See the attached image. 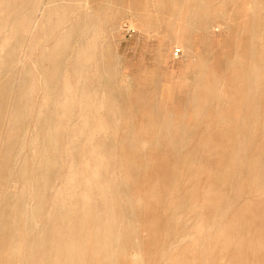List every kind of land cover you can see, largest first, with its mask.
I'll use <instances>...</instances> for the list:
<instances>
[{"label": "rangeland", "instance_id": "374dc122", "mask_svg": "<svg viewBox=\"0 0 264 264\" xmlns=\"http://www.w3.org/2000/svg\"><path fill=\"white\" fill-rule=\"evenodd\" d=\"M50 1L0 12V264H264V0Z\"/></svg>", "mask_w": 264, "mask_h": 264}, {"label": "bare ground", "instance_id": "6f19581e", "mask_svg": "<svg viewBox=\"0 0 264 264\" xmlns=\"http://www.w3.org/2000/svg\"><path fill=\"white\" fill-rule=\"evenodd\" d=\"M24 2L26 1H28V0H23ZM65 1V0H64ZM67 1V0H66ZM73 1V0H72ZM86 1V0H85ZM50 2H52V3H56L55 2V0H51ZM78 2H80V1H78ZM81 3V2H80ZM119 3V2H118ZM17 5H18V2H17V0H1V2H0V12L5 16V18H7V19H5L6 20V22H8V18H10V16H13L14 14H15V11L17 10ZM81 5V4H80ZM79 5V6H80ZM88 5V4H87ZM108 5V4H107ZM85 6V5H84ZM106 6V5H105ZM60 7V6H59ZM67 6H65L64 8L65 9H67L66 8ZM69 7V6H68ZM82 7V6H81ZM68 10V9H67ZM70 10V9H69ZM21 11V10H20ZM61 11H64V10H62V9H59L56 5H54L52 8H50V10L48 11V13L47 14H44L43 15V17H42V40H45V38H48L49 36H51V35H53L54 34V32H55V30H57V28L59 29V27L65 22V18H64V16L61 14ZM72 11H73V8H72ZM80 11V10H79ZM14 13V14H13ZM65 13V12H64ZM72 13V12H71ZM52 15L53 16H55L56 18L55 19H52ZM72 15V14H71ZM70 15V16H71ZM88 15V14H87ZM1 16V15H0ZM18 16V15H17ZM66 16V15H65ZM19 18H21V17H19ZM67 18V17H66ZM89 18V17H88ZM15 19H17V17L15 18ZM69 19V18H68ZM22 20V19H21ZM95 20V19H94ZM93 21V20H92ZM5 22V21H4ZM19 22V21H18ZM86 22V21H85ZM19 24H21L20 26L22 27V22H19ZM65 24V23H64ZM14 25V24H13ZM10 26V25H9ZM19 25H17L16 26V28L18 27ZM93 27V26H92ZM13 28H15V26L13 27ZM12 28V29H13ZM87 30V29H86ZM89 30V29H88ZM96 30V29H95ZM6 31V30H5ZM9 31H11V30H9ZM94 31V30H93ZM89 32V31H88ZM82 33V32H81ZM85 33H86V31H85ZM94 33H95V31H94ZM87 34V33H86ZM82 35V34H81ZM84 35V34H83ZM94 35V34H93ZM9 36V35H8ZM86 35H84V37H85ZM71 37V35H69V34H67V35H65V36H63V37H61V38H59L58 40H57V42H56V48L54 49V54H52V57L54 56V57H56V60H57V58L59 57V53H60V49L64 46L65 47V45H66V41L69 39ZM91 37V36H90ZM74 39V38H73ZM96 39H97V36L95 35L93 38H92V41H90V43L86 46L85 44V47H82L81 49H78V48H80L79 47V45L77 46V47H74V49L75 50H79L78 52H77V57L75 58V60H74V66L76 67V68H84V66L87 64V63H89L90 61H92L93 59H94V57L97 55L96 54V46H97V44H96ZM3 40V39H2ZM87 40V39H86ZM6 41V40H5ZM4 42V41H3ZM11 43V42H10ZM88 43V42H87ZM84 45H82V46H84ZM77 48V49H76ZM71 49V48H70ZM73 49V48H72ZM11 51V50H10ZM70 51V50H69ZM11 53H12V51H11ZM14 53V52H13ZM98 53V52H97ZM96 54V55H95ZM15 55V54H14ZM48 55V54H47ZM71 55H73V54H71ZM253 55V54H252ZM12 56V55H11ZM2 58V57H1ZM49 58H50V56H49ZM69 58V57H68ZM45 60H47L46 59V57L44 58ZM43 59V60H44ZM8 60V59H7ZM69 60V59H68ZM51 62V61H50ZM60 62V61H59ZM62 62V61H61ZM67 62V61H66ZM9 64V63H8ZM60 64V63H59ZM66 64V63H65ZM1 65H3V63L1 64ZM58 65V64H57ZM64 65V64H63ZM66 66V65H65ZM64 66V67H65ZM56 67V66H55ZM58 67H59V65H58ZM1 68V67H0ZM86 69H88V68H86ZM258 69V68H257ZM259 70V69H258ZM90 71V70H89ZM79 74V73H78ZM258 80V79H257ZM51 81H49V83H50ZM49 83H48V85H49ZM258 83V82H257ZM65 89H66V91L67 92H70L71 91V89H72V85H71V83H70V80L67 78V79H65ZM48 87V86H47ZM47 87L45 88V90H46V92H47ZM83 88H84V86H83ZM263 89V88H262ZM51 90H55L54 89V87L51 89ZM78 90V89H77ZM85 91V90H84ZM77 92V91H76ZM83 92V91H82ZM86 92V91H85ZM264 92V91H263ZM45 93V92H44ZM84 93V92H83ZM46 94V93H45ZM73 94V93H72ZM72 94H70V93H68L67 95H66V97H65V99H64V102H63V105L65 106V107H71L73 104H74V102L75 101H80L81 103H83V104H85L84 106H85V108L88 110L87 111V113H85V115L83 116V118L81 119V120H84L85 121V123H89V120H91V117L92 116H94V114L92 113V112H90V110L92 109V107H93V105H94V102L95 101H93L94 100V98H93V100H92V98L90 97V96H88V95H82V96H79L78 98L80 99H77L76 97H75V95H72ZM76 94H78V93H76ZM81 94V93H80ZM88 94V93H87ZM264 94V93H263ZM47 95V94H46ZM78 96V95H77ZM96 96V95H95ZM257 101V100H256ZM104 102V101H103ZM102 102V103H103ZM251 102V101H250ZM258 102L260 103V100H258ZM252 104H253V102H252ZM82 105V104H81ZM95 106V105H94ZM251 106V105H250ZM259 106V105H258ZM79 107V106H78ZM258 108V107H257ZM102 109V108H101ZM263 109V108H262ZM80 110V109H79ZM93 112H94V110H92ZM101 112V111H100ZM70 113V112H69ZM95 113V112H94ZM93 114V115H92ZM96 114V113H95ZM251 114V113H250ZM253 114V113H252ZM257 114H258V111H257ZM72 115H73V113H72ZM81 115V114H80ZM99 116H101V115H99ZM249 116L247 115V118H248ZM259 120V119H258ZM252 121H253V119H252ZM259 121H261V120H259ZM263 123V122H262ZM61 127V126H60ZM59 130V129H58ZM62 130V129H61ZM261 131V130H260ZM59 133V132H58ZM252 133V132H251ZM261 133H263V132H261ZM244 135V134H243ZM250 135V134H249ZM248 135V136H249ZM246 136V135H245ZM244 136V137H245ZM250 137V136H249ZM248 137V138H249ZM62 141V140H61ZM75 143V142H74ZM65 144V143H64ZM248 146V145H247ZM249 149V148H248ZM59 150V149H58ZM250 156V155H249ZM241 158V157H240ZM260 158V157H259ZM257 159V158H256ZM73 160V159H72ZM252 159H250V161H251ZM260 161L262 160V157H261V159H259ZM258 162V161H257ZM248 162H246V164H247ZM261 163H263V162H261ZM253 164H255V163H253ZM252 164L251 163H249L248 164V167L249 166H251ZM70 166H71V164H70ZM261 166V165H260ZM85 167V166H84ZM66 168H67V166H66ZM76 168V167H75ZM74 168V169H75ZM78 168V167H77ZM91 168V167H90ZM251 168V167H250ZM82 169V168H81ZM253 170V169H252ZM68 171V170H67ZM255 172H256V170H255ZM71 173H73V172H71ZM70 173V174H71ZM94 173V172H93ZM96 173V172H95ZM77 176V175H76ZM245 176V175H244ZM67 177V176H66ZM87 177V176H86ZM260 177H261V175H260ZM264 176H262V178H263ZM246 178V177H245ZM264 179V178H263ZM262 179V180H263ZM72 180H74L73 182L75 183V185H76V179H74V176L73 175H71V176H69V178H68V183H66L69 187H71V184H74V183H72ZM65 181V180H64ZM108 181H109V179H108ZM246 181V180H245ZM260 181V180H259ZM264 182V181H263ZM262 182V183H263ZM240 184V183H239ZM261 185V184H260ZM241 186V185H240ZM73 187L75 188V186L73 185ZM120 187V186H119ZM130 187V186H129ZM264 187V186H263ZM67 188V187H66ZM80 189V188H79ZM105 189V188H104ZM120 189V188H119ZM126 189V188H125ZM247 189V188H246ZM61 190H63V189H61ZM77 190V189H76ZM68 191H69V189H68ZM254 191V190H253ZM76 192V191H75ZM81 192H82V190H81ZM121 192V191H120ZM54 193H56V192H54ZM95 193V192H94ZM97 194V193H96ZM55 195L56 194H54V198H55ZM60 195V194H59ZM68 195V194H67ZM38 197V196H37ZM52 197H53V195H52ZM107 197V196H106ZM53 198V199H54ZM87 198V197H86ZM56 200H57V198H55ZM60 199H62V198H60ZM102 199V198H101ZM65 200V199H64ZM73 200V199H72ZM51 201V200H50ZM53 201V200H52ZM75 202H76V200H74ZM79 201V200H78ZM77 201V202H78ZM84 201V200H83ZM93 201V200H92ZM81 202V201H80ZM79 202V203H80ZM52 203V202H51ZM58 203V202H57ZM56 203V204H57ZM61 203V202H60ZM70 203V202H69ZM82 203V202H81ZM80 203V204H81ZM101 203V202H100ZM103 203H104V201H103ZM53 205H56V204H54V203H52ZM83 204V203H82ZM58 205V204H57ZM65 205V204H64ZM81 206V205H80ZM107 206H109V205H107ZM53 207V206H52ZM79 207V206H78ZM82 207V206H81ZM102 207V206H101ZM77 208V207H76ZM83 208V207H82ZM99 208V207H98ZM112 208V207H111ZM123 208V207H122ZM60 209V208H59ZM60 211H62V210H60ZM86 212V211H85ZM54 213V212H53ZM105 213V212H104ZM110 213V212H109ZM114 213V212H113ZM81 214V213H80ZM98 214V213H97ZM112 214V213H111ZM99 215V214H98ZM54 216V215H53ZM62 216V215H61ZM72 217V216H71ZM101 217V216H100ZM74 218H76V217H74ZM89 218V217H88ZM117 218V217H116ZM53 219V218H52ZM95 219V218H94ZM93 219V220H94ZM54 220V219H53ZM52 220V221H53ZM92 220V219H91ZM50 221H51V219H50ZM74 222V221H73ZM80 222H81V220H80ZM50 223V222H49ZM63 223H65V222H63ZM58 224V223H57ZM74 224V223H73ZM70 225V224H69ZM47 226H49L48 224H47ZM113 226V225H112ZM235 226V225H234ZM57 227V226H56ZM85 227V226H84ZM239 227V226H238ZM61 228V227H60ZM78 228V227H77ZM120 228V227H119ZM248 228V227H247ZM115 229H116V227H115ZM42 230V229H41ZM119 230V229H118ZM70 231H72V230H70ZM84 231V230H83ZM28 232H30V231H28ZM6 233V232H5ZM88 233V232H87ZM29 234V233H28ZM67 234V233H66ZM103 234V233H102ZM235 233H233V235H234ZM240 234V233H239ZM1 235H3V234H1ZM5 235V234H4ZM241 235V234H240ZM77 236V235H76ZM221 236V235H220ZM238 236V235H237ZM25 237H26V235H25ZM249 237V236H248ZM42 238V237H41ZM79 238V237H78ZM240 238H241V236H240ZM29 239V238H28ZM66 239V238H65ZM72 239V238H71ZM81 239V238H80ZM93 240V239H92ZM117 240V239H116ZM28 241V240H27ZM41 241H42V239H41ZM51 241V240H50ZM49 241V242H50ZM54 241V240H53ZM61 241V240H60ZM65 241V240H64ZM91 241V240H90ZM10 242V241H9ZM38 242V241H37ZM40 242V241H39ZM55 242V241H54ZM53 242V243H54ZM69 242V241H68ZM95 242V241H94ZM243 242H244V240H243ZM51 243H52V241H51ZM77 243V242H76ZM93 243V242H92ZM210 243V242H209ZM3 244V243H2ZM81 244V243H80ZM94 244V243H93ZM251 244V243H250ZM36 245H37V243H36ZM35 245V246H36ZM57 245V244H56ZM98 245H100V244H98ZM216 245V244H215ZM243 245H244V243H243ZM242 245V246H243ZM43 246V245H42ZM41 246V247H42ZM255 246H257V245H255ZM223 247V246H222ZM241 247V246H240ZM35 248V247H34ZM43 248V247H42ZM97 248V247H96ZM98 248H101V247H98ZM55 249V248H54ZM206 249V248H205ZM242 249V248H241ZM258 249V248H257ZM40 250V249H39ZM93 250V249H92ZM5 251V250H4ZM101 251V250H100ZM233 251H234V249H233ZM45 252V251H44ZM65 252V251H64ZM96 252V251H95ZM108 252H109V249H108ZM213 252V251H212ZM38 253V252H37ZM46 254V253H45ZM49 254V253H48ZM60 256L58 257L59 259H58V262H59V264H65V260H66V256H65V254H62V253H58ZM90 254V253H89ZM93 254V253H92ZM260 255V254H259ZM8 256H9V254H8ZM46 256V255H45ZM51 256V255H50ZM87 256V255H86ZM95 256V255H94ZM100 256V255H99ZM104 257H105V255H103ZM102 256V257H103ZM233 256H234V254H233ZM242 256H244V257H247V256H245V255H243L242 254ZM249 256V255H248ZM257 256V255H256ZM262 256V255H261ZM93 257V256H92ZM250 257H253V255L251 256L250 255ZM6 258V257H5ZM86 258V257H85ZM89 258V257H88ZM97 259L98 258H100V257H96ZM256 258V257H255ZM254 259V258H253ZM258 259V258H257ZM6 260V259H5ZM101 260V259H100ZM232 260V259H231ZM72 261V260H71ZM99 261V260H98ZM257 261H259V260H257ZM262 262V261H261ZM261 262H260V264H261ZM96 263V262H95ZM102 263V262H101ZM234 263V262H233ZM232 263V264H233ZM236 263V262H235ZM40 264H42V262L40 263ZM78 264V263H77ZM97 264V263H96ZM255 264H257V262H255Z\"/></svg>", "mask_w": 264, "mask_h": 264}, {"label": "built area", "instance_id": "2783aa9c", "mask_svg": "<svg viewBox=\"0 0 264 264\" xmlns=\"http://www.w3.org/2000/svg\"><path fill=\"white\" fill-rule=\"evenodd\" d=\"M176 55H177V56L179 55V51H176Z\"/></svg>", "mask_w": 264, "mask_h": 264}]
</instances>
